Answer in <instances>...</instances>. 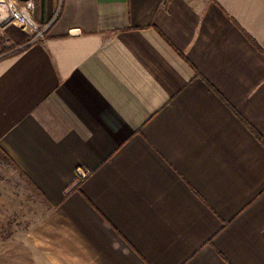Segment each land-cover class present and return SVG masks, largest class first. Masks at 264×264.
Wrapping results in <instances>:
<instances>
[{"label":"crops","instance_id":"1","mask_svg":"<svg viewBox=\"0 0 264 264\" xmlns=\"http://www.w3.org/2000/svg\"><path fill=\"white\" fill-rule=\"evenodd\" d=\"M33 2L0 149L48 210L9 260L264 264V0Z\"/></svg>","mask_w":264,"mask_h":264},{"label":"rangeland","instance_id":"2","mask_svg":"<svg viewBox=\"0 0 264 264\" xmlns=\"http://www.w3.org/2000/svg\"><path fill=\"white\" fill-rule=\"evenodd\" d=\"M3 6L7 7V2L0 0V13H3ZM9 28H15L30 38L16 25L3 24L0 20V57L19 47L7 40ZM47 210L46 204L32 192L15 168L0 157V264L1 259L4 264H15L9 259L14 257L17 248L24 249L21 243L31 236L32 228L47 215ZM24 264H31V261Z\"/></svg>","mask_w":264,"mask_h":264},{"label":"built area","instance_id":"3","mask_svg":"<svg viewBox=\"0 0 264 264\" xmlns=\"http://www.w3.org/2000/svg\"><path fill=\"white\" fill-rule=\"evenodd\" d=\"M7 7H1L0 20L3 24L12 23L28 34L27 45L43 40L49 25H40L33 19V0H5Z\"/></svg>","mask_w":264,"mask_h":264},{"label":"trees","instance_id":"4","mask_svg":"<svg viewBox=\"0 0 264 264\" xmlns=\"http://www.w3.org/2000/svg\"><path fill=\"white\" fill-rule=\"evenodd\" d=\"M6 33H7V40L10 42H13L16 46H19V47L16 50H13L9 52L8 54L4 55L3 57H0V59L9 57L15 54L16 52L22 50L29 41L28 37L24 33H22L21 31L15 28H9V30H7ZM0 157L2 161L14 166L11 159L1 149H0Z\"/></svg>","mask_w":264,"mask_h":264},{"label":"water","instance_id":"5","mask_svg":"<svg viewBox=\"0 0 264 264\" xmlns=\"http://www.w3.org/2000/svg\"><path fill=\"white\" fill-rule=\"evenodd\" d=\"M72 33H73V32H72ZM77 172H78L80 175H82V176H83V174H82V172H81L80 170H78Z\"/></svg>","mask_w":264,"mask_h":264}]
</instances>
